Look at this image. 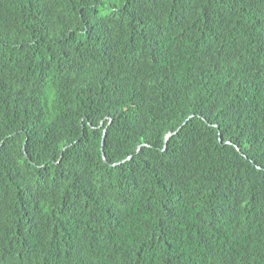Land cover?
<instances>
[{
  "label": "trees",
  "instance_id": "1",
  "mask_svg": "<svg viewBox=\"0 0 264 264\" xmlns=\"http://www.w3.org/2000/svg\"><path fill=\"white\" fill-rule=\"evenodd\" d=\"M0 264H264V0H0Z\"/></svg>",
  "mask_w": 264,
  "mask_h": 264
},
{
  "label": "water",
  "instance_id": "2",
  "mask_svg": "<svg viewBox=\"0 0 264 264\" xmlns=\"http://www.w3.org/2000/svg\"><path fill=\"white\" fill-rule=\"evenodd\" d=\"M177 132V131H176ZM174 134H176V133H174ZM174 134H167L166 136H165V143H166V141L171 137V136H173ZM105 137H106V129L103 131V135H102V145H103V143H104V140H105ZM142 147V145H140L139 146V148H141ZM138 148V149H139ZM23 152L25 153V147H23ZM26 158H27V156H26ZM103 159H104V161H105V158H104V156H103Z\"/></svg>",
  "mask_w": 264,
  "mask_h": 264
}]
</instances>
